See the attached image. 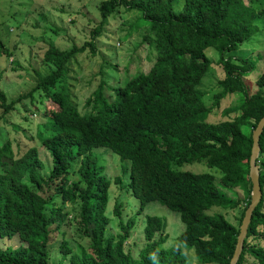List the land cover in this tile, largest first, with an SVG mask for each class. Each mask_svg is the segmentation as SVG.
<instances>
[{
	"label": "trees",
	"instance_id": "16d2710c",
	"mask_svg": "<svg viewBox=\"0 0 264 264\" xmlns=\"http://www.w3.org/2000/svg\"><path fill=\"white\" fill-rule=\"evenodd\" d=\"M119 7L138 13L132 28L144 27L140 43L151 48V57L146 56L151 64L146 71L110 86L108 96L100 80L85 101L89 110L79 112L65 82L68 65L86 45L94 52V38ZM98 13L100 21L90 41L70 49L48 44L43 58L52 69L22 95L33 98L32 92L39 89L42 105L52 104L44 114L46 122L40 124L46 131L40 144L50 158V169L45 170L35 146L0 159V238L19 240L15 247L0 248V264H48L50 225L55 223L54 231L62 234L59 226L69 221L70 213L62 212L55 197L76 205L72 219L79 235L88 240V251L81 246L72 250L66 240L59 242L68 264H187L182 248L192 249L199 264H227L249 203L251 131L264 115V70L257 71L261 54L254 60L235 58L240 62L235 64L230 52L259 30L264 33V0H182L178 9L172 0H100ZM125 34L128 37L130 32ZM207 47L216 50L223 73L210 107L197 87L212 64L204 53ZM8 54L0 39V56ZM250 72L257 86L254 92L244 79ZM57 79L61 85L54 88ZM228 94L237 98L222 114L234 115L211 122V107ZM5 100L0 90L3 112L14 104ZM258 145L261 198L252 211L236 264H245L248 257L264 264V126ZM97 148L118 156L122 175L127 171L124 162H129L126 183L121 176L112 182L138 200V212L154 201L178 214L183 229L172 245L160 246L164 221L156 215L144 216L146 242L135 258L123 251L129 224L122 225L119 219L122 234L105 235L111 180L103 172ZM191 162H204L218 171L217 180L211 173L179 169ZM242 202L233 224L222 211ZM118 207L114 203L115 216Z\"/></svg>",
	"mask_w": 264,
	"mask_h": 264
},
{
	"label": "rangeland",
	"instance_id": "374dc122",
	"mask_svg": "<svg viewBox=\"0 0 264 264\" xmlns=\"http://www.w3.org/2000/svg\"><path fill=\"white\" fill-rule=\"evenodd\" d=\"M99 2L100 0H0V39L9 52L8 55L0 56V90L4 92L6 103L14 101L7 112H3L0 108L1 160L12 155L18 156L28 147L35 146L45 170L50 169V158L40 144V139L46 132L40 124L46 122L45 112L52 110V104L46 101L45 105H42L43 93L39 89L32 92L33 98L28 95L22 98V95L31 91L37 78H42L52 69L43 58V52L48 44L51 43L59 49H70L73 45L79 47L90 41L91 31L100 21ZM172 3L174 8L178 9L182 0H172ZM137 16V12L124 11L119 7L107 18L100 34L94 38V52H91L86 45L81 52L74 54L73 60L68 65L65 82L79 112L89 110L85 101L100 80L103 79L105 82L104 93L107 95L110 86L117 85L125 76L146 71L150 66L151 60L146 56L150 54L151 48L147 44L140 43L144 27L139 26L136 30L132 28ZM127 31L130 32L128 37L125 34ZM204 53L212 64L201 77L197 87L203 92L202 99L205 106L210 107L213 95L220 90L217 82L223 73L222 68L216 63V50L207 47ZM230 53L234 56L235 64H240L239 61L234 60L235 58L247 57L254 60L261 54L260 60L257 61V71L262 72L264 70L263 31L259 30ZM230 53H226L225 56ZM149 56L151 57V54ZM242 68L245 69V65ZM253 75L254 73L250 72L244 78L250 92H254L257 88ZM60 85L61 80L57 79L54 88H59ZM261 90L264 93V86ZM236 98L235 94L222 97L217 106L211 107L208 119L216 122L234 115L233 112L223 115L222 110L234 105ZM32 104H36L37 108L33 109ZM95 153L100 157L103 172L111 180L105 208V214L109 218L105 235H113L116 238L117 235L122 234L119 219L122 225L129 224L123 251L135 258L146 242L142 232L144 216L156 215L164 221L160 235L164 237V241L160 246L167 248L172 245L183 229L178 214L154 201L146 203L143 210L138 212V200L125 188H120L112 182L115 176H121L126 183L129 162H124L128 163H126L127 171L122 175L117 155L105 148H97ZM179 169L193 173H211L215 180L219 176L218 171L207 167L204 162L183 163ZM235 190L238 196H242L240 189L235 188ZM54 202L62 212H70L69 221L59 226L60 230H64L62 234L54 231L55 223L50 225L52 231L47 246L46 262L68 264V255L62 256L59 242L66 240L72 250L81 246L88 251V240L79 235L72 219L76 205L61 202L58 197L54 198ZM114 203H119V216L114 215ZM243 205L244 202L233 209L221 211L225 218L236 224ZM156 237H158L157 233L154 235V238ZM18 242L15 236L0 238V248L15 247ZM182 251L187 258V264H199L192 249L182 248ZM245 264H256V262L248 257Z\"/></svg>",
	"mask_w": 264,
	"mask_h": 264
},
{
	"label": "water",
	"instance_id": "95a60500",
	"mask_svg": "<svg viewBox=\"0 0 264 264\" xmlns=\"http://www.w3.org/2000/svg\"><path fill=\"white\" fill-rule=\"evenodd\" d=\"M263 126L264 115L259 118L255 127L251 131V146L248 156V178L250 181L249 203L244 209L240 220L234 248L227 264H236L242 249L243 240L246 236L247 226L249 224L252 211L261 198V188L258 181V165L256 164V158L259 151L258 139Z\"/></svg>",
	"mask_w": 264,
	"mask_h": 264
}]
</instances>
